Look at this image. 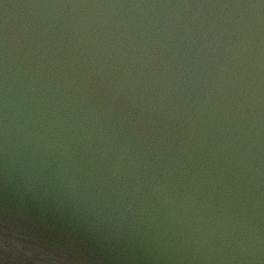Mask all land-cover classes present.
<instances>
[{"label": "water", "instance_id": "obj_1", "mask_svg": "<svg viewBox=\"0 0 264 264\" xmlns=\"http://www.w3.org/2000/svg\"><path fill=\"white\" fill-rule=\"evenodd\" d=\"M0 264H264V0H0Z\"/></svg>", "mask_w": 264, "mask_h": 264}]
</instances>
